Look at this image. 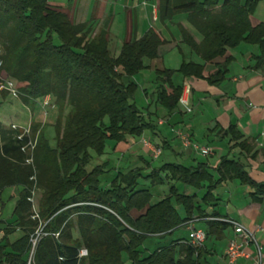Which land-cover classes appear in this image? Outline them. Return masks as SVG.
I'll return each mask as SVG.
<instances>
[{
    "label": "trees",
    "instance_id": "trees-1",
    "mask_svg": "<svg viewBox=\"0 0 264 264\" xmlns=\"http://www.w3.org/2000/svg\"><path fill=\"white\" fill-rule=\"evenodd\" d=\"M256 5L257 0H159V16L164 22L187 13L202 40L195 42L182 29L183 40L205 62L246 42L258 45L260 66L264 24L250 22ZM91 28L89 22L75 24L65 13L51 9L49 0H0V87L4 73L21 84L17 95L28 108L45 96L68 108L56 119L55 144L40 132L32 157L28 144L36 139L38 125L31 123L28 135L20 127L0 125V194L8 187L21 188L14 221L2 229L0 264H201L204 249L188 241L175 240L149 254L141 250L148 238H165L186 225L194 210L200 211L195 196L180 193L174 182L205 188L204 202L212 201V191L229 180L249 185L254 189L252 201L259 202L264 199V183L251 178L241 157L225 155L215 168L165 163L146 175L142 167L119 171L103 187L101 177L110 169L106 162L89 168L92 152L101 156L107 141L127 142L154 128L134 101L137 84L124 83L122 77L137 75L145 68L143 60L157 59L158 48L167 41L149 28L142 37L124 43L115 56L109 48L107 20L93 36ZM232 60L227 57L218 65L208 82L219 84ZM203 70V65L186 60L176 70L156 68V78L171 88L167 94L158 86L156 101L173 110L183 87L171 83L172 74L202 78ZM224 135L229 137V149L239 148L254 157V146L234 125ZM141 177L153 185L167 184V195L152 203L150 190L138 187ZM32 189L41 194L38 217H33L28 199ZM177 205L185 217L179 216ZM133 210L141 213L133 217ZM207 224L206 234L216 237L227 225L217 220ZM40 227L46 235L33 247L31 237ZM16 231L20 234L11 240ZM81 249L87 250L85 257H79Z\"/></svg>",
    "mask_w": 264,
    "mask_h": 264
},
{
    "label": "crops",
    "instance_id": "crops-1",
    "mask_svg": "<svg viewBox=\"0 0 264 264\" xmlns=\"http://www.w3.org/2000/svg\"><path fill=\"white\" fill-rule=\"evenodd\" d=\"M49 6L53 10L65 13L75 24L89 22L93 28L92 36L107 20L109 48L115 56L120 53L124 43L142 37L149 28L155 29L167 41L158 48L157 59L152 61L144 59L145 68L137 75L122 77L124 83L132 80L137 84L134 101L144 106V117L152 121L154 128L150 133L144 131L141 134L144 138L143 142H140V136L130 137L127 142L116 143L109 140L112 141V144L107 155L120 156L118 169L119 167L126 169L117 172H127L136 167H142L145 171L144 167H146L149 173L153 168H158L165 163H174L170 160L157 167L153 166L154 160L159 159L165 152L168 154V156L166 155L168 159L186 160L190 163L189 166L193 167L199 163H205L210 168H215L221 158L228 155L230 158L241 157L248 164L247 170L251 178L258 183H264V143L260 137V133L264 129V64L256 65V57L260 55L258 45L241 42L236 47L227 48L224 56H218L205 62L183 40L182 29L186 30L195 42L199 43L202 40V35L189 23L187 13L176 14L171 20L163 22L159 16V0H49ZM250 22L253 26L264 24V0H257L254 12L250 16ZM227 57H231L233 60L227 67L224 79L219 84H210L207 77L213 74L217 66L224 63ZM183 60L192 61L204 67L202 78H184L178 72H174L171 76V83L174 86L183 87L181 97H187L191 112H187L180 101L173 110H168L156 101L158 86H162L167 94L171 93V88L167 82L156 78L155 69L176 70ZM138 77H141L142 80L146 79L148 84L141 85L137 80ZM8 98L9 96L5 97V100ZM49 104L44 109L45 107L41 105V99H39L32 108V112L30 111L32 113L31 120L23 126L27 127L31 123H36L39 132L44 133L46 124L54 125L59 112L62 110L64 114L67 106H59L60 104H57L50 96ZM21 105L22 108L29 110L24 104L21 103ZM35 112L36 118L33 114ZM45 112L46 116L42 114ZM10 124L24 128L14 122ZM229 125H234L242 134V139H247L254 146L252 152L255 153L254 157L241 152L239 148L229 149V137L224 135V130ZM182 136H187L188 144L184 142ZM144 140L149 143V146L144 143ZM212 141L217 145V152L212 146ZM201 142L205 143L204 146L212 149V153L207 155L211 160L204 161L200 158L204 155L195 152L194 146ZM153 145H159L161 149L157 156L153 151ZM147 155L154 160L148 161ZM104 162L107 163L108 168L112 164L109 158L100 161L99 164ZM132 162H134V168H130ZM114 167L109 169L113 170ZM112 178H101L103 187L107 188ZM219 187L222 189L218 190ZM20 189L19 186L8 187L0 194V205L2 203L4 205L3 209H0V240L3 236L2 229L6 224L14 221L12 215L14 207L7 211L4 200L10 195L15 197ZM193 189L195 191L190 195L195 196L194 202L196 206L200 207V211L194 210L192 218L182 226L187 233L174 238L173 235L178 228L165 238H160L162 242H151L145 250L151 249V244H156V248L175 240H179L181 243L190 242L192 230L201 229L205 233L208 231L207 220L227 223L226 220L232 219L253 231L258 245V247L253 243L244 245L242 250L248 257L239 256L233 264H264V199L259 202L252 201L250 194L254 189L238 180H229L220 184L212 191L213 200L208 202L202 200L206 192L205 188L196 189L193 187ZM202 192H204L203 195ZM165 193L158 192L157 201L164 198ZM219 196H221L220 199ZM218 200L223 202L221 210L215 207ZM209 206H213V209L211 210ZM175 208L180 217H185L183 208V216L176 206ZM140 213L133 210L131 215L137 217ZM19 234L20 232L16 231L9 238L13 240ZM206 235L207 237L201 245L204 249V254L200 259L201 264H228L226 249L229 243L231 241L242 242L229 223L220 232V237ZM122 258L127 260V258L124 259L123 254Z\"/></svg>",
    "mask_w": 264,
    "mask_h": 264
},
{
    "label": "rangeland",
    "instance_id": "rangeland-1",
    "mask_svg": "<svg viewBox=\"0 0 264 264\" xmlns=\"http://www.w3.org/2000/svg\"><path fill=\"white\" fill-rule=\"evenodd\" d=\"M91 29L93 30V28H91ZM92 33L93 32H91L90 36H92ZM152 76L154 78V75H152ZM1 77H2L3 82H4L5 85L8 82H10L12 84L11 86L14 89H17V90L21 86L20 83L16 82L15 80L11 79L10 77L6 76L4 73H1ZM137 80L143 86H146V84H148V81L146 79L142 80L141 77H138ZM2 91H0L1 92L0 93V124L3 125V126H9V125H12V124H10L11 122H14L15 124H20L22 127H24L23 125H25V124L27 125V122H29L31 120V118H32V113H31L32 109L29 108V110H27L25 108H22L21 100H20V98L18 97L17 94L13 95V94H11L9 91H7L5 89H3ZM7 96H9V98L7 100H5V97H7ZM41 103H42V100H41ZM136 104H137L138 108H140L142 110V112L145 114L144 106L140 105L138 103H136ZM46 108L47 107H45L44 109H46ZM65 109H66L65 110V113H66L67 112V108H65ZM46 112L48 113V110ZM46 112L42 113V114L45 115ZM33 114H34V118H36V112L33 113ZM145 131L147 133H150L151 129H147ZM39 135H40V132L38 130L36 137L38 138ZM44 136L49 141L50 145H54L55 144V142H56L55 141V124L54 125L53 124L50 125L49 123L46 124L45 129H44ZM136 137H139V136H136ZM37 138H36V141H37ZM142 139H144V138H143V136L140 135V142H143ZM111 142L112 141H107L106 142V150H105V153L103 155L97 156V155H95L92 152V156L93 157L91 159L90 165L88 166L90 168L91 166L99 164L100 161H103V160H106V158H109L111 163H112V164H110V167H114V166L115 167L113 168V170H110V172L104 174L101 177L102 179H104L106 177L112 178L114 173L117 172L118 170H121V171L126 170V169H124V167H119V169H118V160H119L120 156H117L115 154L107 155L109 150H110V148H111V144H112ZM211 143H212V146L215 148V151H216L217 145H215V143L213 141ZM196 145L201 147V146H204L205 143L201 142V143H198ZM153 148L154 149H160L159 145H153ZM160 151H161V149H160ZM195 152H197V151H195ZM165 153L162 154L159 159H155L154 160L151 156H148V155H147V158L146 157L145 158L148 159V161H153L154 160V162H153L154 165L153 166H155V167L159 166L161 163H164V162H167V161H170V160H172L170 162L183 164L185 166H189L190 165V163L188 161H186V160L182 161L179 158L168 159L167 158L168 154H167V152H165ZM128 158H129V156H128ZM200 158L203 159L204 161L211 160L210 156H203V157L200 156ZM131 164L132 165H131L130 168H134V162H132ZM144 170L145 171H142L143 172L142 174L146 175L148 173V170H147L146 167H144ZM138 182H139V186H138L139 188H149L150 189V191L153 194V197L151 199L152 203L157 201L158 198L156 197V195H157L158 192H160V193L161 192H166L165 195L167 194L168 186L166 184L153 185L147 179H145L143 177H141ZM174 184H175V186L177 187V189H178V191L180 193H184L186 195H190V194L193 193V191H195L193 189V187H191L189 185H186V184H184L182 182H174ZM221 189H222V187H219L218 190H221ZM190 191H192V192L190 193ZM13 194H16V193H13ZM203 194H204V192H202V195ZM12 196L13 195H10L4 200L5 204L7 205V211L9 209H11L12 207H14V205L16 204V200L18 199L19 193H17L15 195V197H12ZM40 198H41V194L39 192H37L36 193V200H35L36 205H39ZM220 198H221V196H219V199ZM222 203H223L222 201L218 200V204L215 207L218 208L219 210H221L222 209V205H223ZM176 207H177L179 213L183 216L184 215L183 209H182L183 207H181V206H176ZM209 208L212 210L213 206H209ZM186 233H187V231L185 230V228L181 227L177 231H175L173 237L176 238L180 234H186ZM151 242H162V239L160 240L159 238H155V237L154 238H148L147 240H145L144 244L142 245L141 250H145L146 246L148 244H150ZM155 246H156V244H151V249L148 248L147 249L148 251L146 250L145 254H149L151 251H153L155 249ZM123 257H124V259H126L127 258V253L124 252L123 253Z\"/></svg>",
    "mask_w": 264,
    "mask_h": 264
},
{
    "label": "built area",
    "instance_id": "built-area-1",
    "mask_svg": "<svg viewBox=\"0 0 264 264\" xmlns=\"http://www.w3.org/2000/svg\"><path fill=\"white\" fill-rule=\"evenodd\" d=\"M11 85L12 84L10 82H8L6 85L5 84L2 85L0 87V89H5V90L9 91L13 95L17 94V89H14ZM186 92H187V90H186ZM179 101L183 105V107L185 108V110L187 112H191L192 109H191V107L188 104L187 97L182 96V97H180ZM41 104H42L43 107L49 106V96H45L42 99V103ZM11 127H16V126L15 125H11ZM22 129H23V134H27L28 135L30 133V125H28L27 127L22 128ZM260 137H261L262 143H264V129H262V131L260 133ZM182 139L184 140V142L186 144L189 143V139L187 138V136H182ZM144 143L149 146V143L147 141L144 140ZM28 145H29L30 154H31V157H32V153H33V151L35 149V145H36V139L33 142H29ZM194 148H195V151L199 152L200 154H202L204 156L210 155L212 153V149L207 147V146L199 147V146L195 145ZM153 151L155 153V156L160 154V149H154L153 148ZM31 160L32 159L30 158L28 161H31ZM36 193H37L36 189H32L31 193H30V196L28 197L29 201L32 204V210H33V213H34L33 217H38V205H36V203H35ZM225 222L229 223L233 227V229L236 232V235L239 236L241 238V240H242V242L231 241L229 243L227 249H226V256H227V259H228V264H233L239 256L248 257V255H246L243 252V250H242L244 245H248L249 243H253L257 247H258V245H257V242H256V239H255L253 231L249 230L247 227H245L244 225H242L240 222H238L236 220L230 219V220H226ZM41 235H46V233L42 232V227L37 229L35 231V235L31 237V241H32L33 247L36 245V242H37L38 238ZM53 235L55 237H57L58 233H55ZM205 239H206V233H205L204 230L194 229V230H192L191 240H190L189 243L191 245H193V246H201L203 244V242L205 241ZM86 255H87V250L86 249H81L80 252H79V257H85ZM259 257H260V252H259V249H258V259H259Z\"/></svg>",
    "mask_w": 264,
    "mask_h": 264
}]
</instances>
